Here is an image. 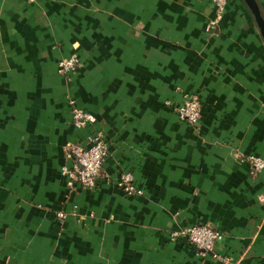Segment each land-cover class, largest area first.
Listing matches in <instances>:
<instances>
[{
	"label": "crops",
	"instance_id": "0c3cea01",
	"mask_svg": "<svg viewBox=\"0 0 264 264\" xmlns=\"http://www.w3.org/2000/svg\"><path fill=\"white\" fill-rule=\"evenodd\" d=\"M213 17L211 0H0V264H264V168L246 160L264 161V39L244 0ZM186 92L195 127L173 108ZM70 100L108 147L92 188L60 173L89 131ZM196 223L222 233L211 252L172 237Z\"/></svg>",
	"mask_w": 264,
	"mask_h": 264
},
{
	"label": "built area",
	"instance_id": "2783aa9c",
	"mask_svg": "<svg viewBox=\"0 0 264 264\" xmlns=\"http://www.w3.org/2000/svg\"><path fill=\"white\" fill-rule=\"evenodd\" d=\"M229 0H211L214 8V17L210 24H216L223 16L225 7ZM79 66V60L70 56L58 61L57 71L59 74L67 76L75 71ZM70 104V122L76 129H88V133L82 142H67L66 157L71 160L69 166L63 165L60 169L61 175L65 179V184L71 187L92 188L96 186L104 162L108 155L106 140L101 131L94 128L96 122L95 115L74 104ZM165 104H170L168 101ZM177 117L187 122L191 126H197L200 120L201 104L197 94L186 92L183 94L181 103L175 105ZM246 160L253 170L258 171L264 168L262 158L248 154ZM117 186L129 196L142 195L143 188L133 182L130 173H123L117 181ZM60 218L65 214L58 213ZM172 237H184L190 245L204 252H211L215 243L222 238L219 229L212 228L205 224H189L172 233Z\"/></svg>",
	"mask_w": 264,
	"mask_h": 264
},
{
	"label": "water",
	"instance_id": "95a60500",
	"mask_svg": "<svg viewBox=\"0 0 264 264\" xmlns=\"http://www.w3.org/2000/svg\"><path fill=\"white\" fill-rule=\"evenodd\" d=\"M244 2L246 3V5L248 6V8L250 9L255 22L260 30V33L264 39V18L262 16V13L259 9V6L256 2V0H244Z\"/></svg>",
	"mask_w": 264,
	"mask_h": 264
}]
</instances>
